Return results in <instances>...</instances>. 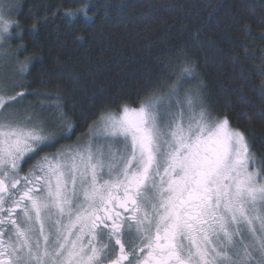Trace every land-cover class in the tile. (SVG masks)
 Wrapping results in <instances>:
<instances>
[{
    "label": "snow or ice",
    "instance_id": "obj_1",
    "mask_svg": "<svg viewBox=\"0 0 264 264\" xmlns=\"http://www.w3.org/2000/svg\"><path fill=\"white\" fill-rule=\"evenodd\" d=\"M96 7L111 11L108 0ZM20 9L19 0H0L5 55L21 50L10 47L23 39L12 19ZM63 15L70 27L80 17L91 27L94 19L87 4ZM178 61L173 79L202 84L195 61ZM26 67L18 65L21 76ZM5 85L0 264H264V159L249 133L213 115L204 89L166 84V93L138 100L139 107L97 113L85 144L41 155L70 138L71 117L59 103L51 125L13 113L24 92L10 95ZM26 157L35 163L25 172Z\"/></svg>",
    "mask_w": 264,
    "mask_h": 264
},
{
    "label": "trees",
    "instance_id": "obj_2",
    "mask_svg": "<svg viewBox=\"0 0 264 264\" xmlns=\"http://www.w3.org/2000/svg\"><path fill=\"white\" fill-rule=\"evenodd\" d=\"M101 2L19 0V15L12 16L22 29L23 39L10 47L21 49L11 51L17 65H27L18 75L27 100L53 118L55 105H63L75 125L69 139L44 151L81 142L97 113L119 112L122 104L136 108L166 84L183 85L172 72L184 56L198 64L202 84H190L204 89L213 115L249 133L264 159L257 139L264 136V0H108L107 15L97 10ZM86 4L91 27L82 17L70 27L63 14Z\"/></svg>",
    "mask_w": 264,
    "mask_h": 264
},
{
    "label": "rangeland",
    "instance_id": "obj_3",
    "mask_svg": "<svg viewBox=\"0 0 264 264\" xmlns=\"http://www.w3.org/2000/svg\"><path fill=\"white\" fill-rule=\"evenodd\" d=\"M17 67H18V65H17L16 57L13 54V52L8 51L6 55L3 52H0V81H6L5 87L7 88V93L10 95L15 94L16 89H19V90L24 92L23 97H17L18 103L16 104V107L14 109H12V112L13 113H19V114L27 113V114H30L33 117V119L38 121V122H40L42 124H46V125H51L54 121V118L51 115V113L46 110L47 108L40 107V109H38L35 105L30 103L31 101L27 100V98H26L27 93L25 92V90H22L21 86H20L21 82H19V79H18V75H20V73L17 71ZM178 85L182 86L184 88H189V89L197 88L194 84H190V83L182 85L180 82ZM166 91H162L160 93H166ZM119 112H114V113H119ZM98 124H99V121H97V123L93 126V128H95ZM88 134H89V132L87 133L86 137L88 136ZM85 138L81 142L74 143V144L67 145V146H63V148L81 146L87 142ZM59 148H62V146L56 148L53 151H43L41 153V155H45V154L52 155ZM26 161H27L26 163H23L21 165L23 171H25V172L27 171L28 167L31 164L35 163V160L28 161L27 157H26Z\"/></svg>",
    "mask_w": 264,
    "mask_h": 264
}]
</instances>
